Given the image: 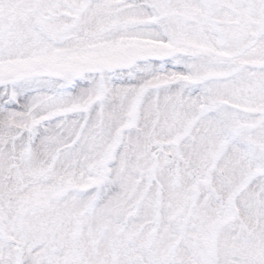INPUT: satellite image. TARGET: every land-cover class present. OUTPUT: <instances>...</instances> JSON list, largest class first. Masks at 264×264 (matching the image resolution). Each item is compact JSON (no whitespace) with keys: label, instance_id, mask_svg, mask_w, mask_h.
Returning a JSON list of instances; mask_svg holds the SVG:
<instances>
[{"label":"snow or ice","instance_id":"1","mask_svg":"<svg viewBox=\"0 0 264 264\" xmlns=\"http://www.w3.org/2000/svg\"><path fill=\"white\" fill-rule=\"evenodd\" d=\"M0 264H264V0H0Z\"/></svg>","mask_w":264,"mask_h":264}]
</instances>
